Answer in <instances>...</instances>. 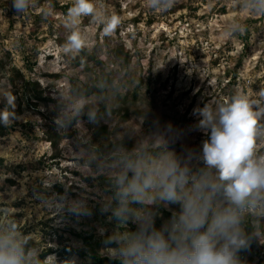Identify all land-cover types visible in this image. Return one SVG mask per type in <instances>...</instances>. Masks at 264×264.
<instances>
[{"label": "rangeland", "instance_id": "374dc122", "mask_svg": "<svg viewBox=\"0 0 264 264\" xmlns=\"http://www.w3.org/2000/svg\"><path fill=\"white\" fill-rule=\"evenodd\" d=\"M72 2L34 0L33 7L17 15L12 0H0V112L21 111L17 119L10 113L9 124L0 129V214L31 234L35 247L52 250L58 264H97L88 255V243L102 258L112 260L101 264H119L109 257L103 241L125 226L100 212L102 202L112 195L109 178L114 174L100 166L121 150L146 147L154 154L163 143L155 135L168 126L177 134L170 150L178 156L199 152L209 137L197 128L194 110L205 105L216 109L237 93L260 99L264 13L246 9L244 0H175L166 11L152 9L147 0H100L107 14L122 18L121 25L105 36L102 25L84 17L79 30L86 46L68 54L63 51L70 34L63 8ZM233 25L244 30H234ZM13 67L39 82L41 99L27 98L20 82L12 85ZM102 72L108 75L105 84L97 82L85 95L84 86H95ZM8 95L14 97L11 106ZM77 100L84 101L85 111H97L98 122L84 117L62 127L63 110ZM102 126L106 131L99 140L128 139L132 148L95 152L91 141ZM49 132L60 137L56 146L48 141ZM257 152L264 154V142H258ZM34 190L49 200L56 193L84 200L92 215H56L51 204L34 198ZM146 207L157 229L181 210L178 203ZM250 220L256 230L245 264H264V209H249L244 227ZM136 227L130 222L126 230ZM63 246L85 253L64 256Z\"/></svg>", "mask_w": 264, "mask_h": 264}, {"label": "clouds", "instance_id": "9594fccd", "mask_svg": "<svg viewBox=\"0 0 264 264\" xmlns=\"http://www.w3.org/2000/svg\"><path fill=\"white\" fill-rule=\"evenodd\" d=\"M147 2L159 11L175 4V0ZM33 6L34 0H12L11 5L17 15ZM244 7L264 13V0H244ZM84 17L102 25L105 36L122 23L119 15L106 13L100 0H73L64 17L70 32L63 45L65 53L78 54L86 46L79 30ZM233 29L244 30L240 25ZM259 96L252 99L237 93L216 109L205 105L194 110L199 117L197 128L209 137L199 152L189 150L178 156L170 150L177 134L168 126L155 135L163 143L154 154L146 147L121 150L100 166L114 173L109 178L112 195L102 202L100 212L125 226L103 241L111 259L119 264H241L239 253L250 241L244 217L249 209H264V154L257 152L258 142H264V91ZM7 104L13 105L14 97L8 95ZM85 108L83 100L74 101L63 110L60 125L67 128L84 117L97 123V111ZM10 118V112H0V124L7 126ZM194 162L202 166L194 167ZM33 196L51 204L56 215H92L86 201L72 200L67 194L56 193L49 200L34 190ZM161 202L178 203L181 210L157 229L146 206ZM130 222L137 226L135 231L126 230ZM42 253L32 244L31 234L21 232L14 221L0 218V264H58L55 254L42 258Z\"/></svg>", "mask_w": 264, "mask_h": 264}, {"label": "trees", "instance_id": "16d2710c", "mask_svg": "<svg viewBox=\"0 0 264 264\" xmlns=\"http://www.w3.org/2000/svg\"><path fill=\"white\" fill-rule=\"evenodd\" d=\"M71 5H67L63 8V12L67 13L68 8ZM249 28H245V31L243 33L244 36L249 35ZM246 41L244 42V46H246ZM83 55L86 56L85 52H83ZM85 58V57H84ZM127 58V57H126ZM129 58V57H128ZM1 63V62H0ZM107 76L104 72L101 73L100 76H97V79L94 81V85L92 86L93 83L91 82L90 84H87L84 86V90H85V95H89L90 93H92L93 89H95V87H97V82H101L102 83L107 81ZM10 82L12 83L13 86L17 87V83L20 82V87L23 90V92L25 93V95L27 96V98L33 99V100H38L41 99L42 97V92L40 89V84L37 80H32L30 78H25V75L21 72L20 69H17L15 67L11 68V74H10ZM101 83V85H102ZM229 83V82H228ZM103 84V85H104ZM101 87V86H100ZM101 90H104L103 86L101 87ZM10 113L13 114L14 118L13 119H17L18 116L21 114L20 109L18 110H10ZM2 127V124H0V129ZM104 127V128H103ZM105 126H102L101 129H97L94 133V136L92 138L91 141V146H93V148L95 149V152H97L98 154H102L105 149H109L110 151L116 150L117 147H125L128 149H131V143L129 142L128 139H122L116 142H110V143H106V142H102L101 137L103 136L104 132H105ZM47 139L48 141H50L51 144L55 145L58 143V140L60 139V137L55 133L53 134L52 132H49L47 135ZM105 137V136H104ZM57 157H53V159H56ZM0 218H1V214H0ZM245 230L247 231L248 235L250 236V241H249V246L244 249L241 250V252L239 253L240 256V260H241V264H245V257H246V252L247 250L250 248V246L253 243V235L255 233L256 230V226L254 224L253 220H250L247 222V224L245 225ZM90 245L89 251L90 254L89 257L92 258V260L97 263V264H101V263H110L112 260L108 259V258H102L95 250V246L91 245V243H88ZM60 251L63 253L64 256H71L73 254H78V255H84L85 252H82L81 250H76L70 246H63ZM52 253V250H45L42 253V258L44 256H47L49 254Z\"/></svg>", "mask_w": 264, "mask_h": 264}]
</instances>
